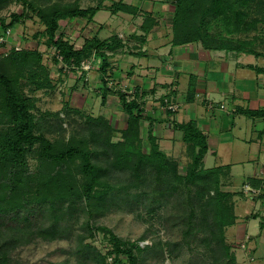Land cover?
I'll return each mask as SVG.
<instances>
[{"label":"trees","instance_id":"16d2710c","mask_svg":"<svg viewBox=\"0 0 264 264\" xmlns=\"http://www.w3.org/2000/svg\"><path fill=\"white\" fill-rule=\"evenodd\" d=\"M9 0H0V8ZM22 5L21 11H13L9 13V19L0 15V30L3 35L7 29L14 27L16 23L22 22L26 18L36 16L44 25V29L36 36H45V44L48 49L53 50V60L55 63L61 62L59 71L64 68L75 71V68H81L84 58H88L91 54L99 58V88L102 92V101H105L106 93L115 91L118 94L119 104L128 114L126 126L121 128L122 134L126 138L125 141L114 142L105 138V142L112 146L113 160L112 165L124 168L130 166L136 180L140 181L141 170L146 159L151 160V169L154 171V181L150 191L156 193L154 199L157 203L150 208L159 206L162 197L178 194L176 197L177 212L166 216L165 220L171 221L172 224L182 225V233L184 237L192 234L203 233L207 228L210 233L208 236L202 237L204 243L211 240L217 241L220 247H227L223 242V228L234 222L235 215L229 210L225 202L228 197H232L233 193L227 190H220V179L218 169L204 168L202 166V158L206 150L203 136L198 132L193 124L183 125L182 140L190 148L191 161L184 174L178 172L176 163L162 151L155 141V137L151 132L147 133V141L150 146L148 152L142 149L139 137L140 120L142 118L141 108L137 100L128 97V93L122 90H114L107 84V76L109 75L110 63L108 61L109 54L107 51H113L122 46V41L117 39L115 35L108 38L100 39L96 35L84 39L80 48L64 38L63 31H59L60 21L66 18H73L75 15L83 16L85 11L80 7V0H14ZM173 3V13L171 16V28L173 32V42L186 43L191 41H200L204 46L209 48H221L233 50L236 52L245 51L255 55H264L251 46V40L239 37L240 33H246L257 28L258 23H264V0H170ZM125 3L121 0H110L109 4H104L102 0L95 3L89 9L88 21L92 20V16L98 10L108 9L111 13L118 10H124ZM141 25L149 27L155 21L153 17H148ZM149 21V22H147ZM219 27L214 30L213 27ZM214 30V33L211 32ZM225 33V34H224ZM4 42H0V48ZM8 54L12 62L20 64L19 73L10 76L0 69V117L5 121L0 129V203L3 202L4 207H0L3 211H14L19 213L20 209L26 204L41 205L45 201L48 204L47 210L51 213L52 221L44 226L42 232L51 238L62 237L65 234V228L59 224L62 219L53 209L57 208L55 202L58 200L53 197L47 190L51 177L55 188L60 187V179H56L60 170L56 169L52 176L47 175L44 179L42 172L36 176L39 189L38 194L30 197L25 196L24 179H28L26 167V154L31 147L38 142V156L41 161H52L58 166L65 160H71L78 156L81 160V169L86 179L82 182L81 195L87 202V209L91 215V193L96 185L102 182L99 176L106 170L91 160V153L95 151L88 148H82L70 143L55 148V143L51 141L41 131L36 132V114L33 111L36 107V97L34 95H26L18 88V80L26 79L32 84L33 89H49L54 84L48 77V70L42 61V54L37 49L16 48L11 46L6 52L0 55ZM28 74H25L26 71ZM258 71H264V67H257ZM86 70L81 68V74ZM80 74V75H81ZM106 129H112L111 125L104 121ZM93 142L98 138L92 136ZM135 140V142L133 141ZM134 144V146H133ZM119 145L121 148H118ZM93 154V153H92ZM136 156V159H134ZM58 174V175H57ZM54 178V179H53ZM172 178V179H171ZM66 183V184H65ZM68 180L64 181V185H71ZM165 185V187L163 186ZM111 187V185H106ZM70 187V186H69ZM213 189V194H209V190ZM208 191V192H207ZM167 192V194H166ZM207 192L208 196L205 197ZM147 193V192H146ZM148 194V193H147ZM166 194V195H165ZM203 197L205 202L202 201ZM21 198V201H20ZM70 201L71 206L72 202ZM103 210L107 209L105 201L100 199ZM207 205V206H206ZM66 207V208H67ZM200 208V217H196V209ZM208 207V208H207ZM58 208H64L59 206ZM57 208V209H58ZM69 210V209H68ZM214 210V211H213ZM212 217L210 218V212ZM63 216V212L60 213ZM64 218V217H63ZM211 219V221H210ZM174 226V225H172ZM89 231L87 236H92V228L102 230L104 234H108L110 247L105 253L94 249L89 243H85V235L78 236L77 251L81 255L87 256L91 254V258L84 260V264L95 262V264H106V255L113 256L114 264H123L122 256L126 257L128 264H137L135 251L151 250L150 247H161V242L156 241L151 245L140 246L138 240H125L113 233V231L105 225L92 226L86 223ZM26 229L28 231H26ZM22 231V232H21ZM25 233L19 228V231L12 226L6 225V229L0 242V254L4 258L5 253L11 246L20 242L21 237L27 235L32 236L33 230L25 228ZM15 232H21L16 234ZM9 233H13L8 235ZM206 234V232L204 233ZM6 235V237H3ZM26 238V237H24ZM28 240V239H26ZM185 242L188 244V240ZM174 244V243H173ZM5 247V248H4ZM228 250V247H227ZM233 262V261H232ZM200 264H207L205 260Z\"/></svg>","mask_w":264,"mask_h":264},{"label":"rangeland","instance_id":"374dc122","mask_svg":"<svg viewBox=\"0 0 264 264\" xmlns=\"http://www.w3.org/2000/svg\"><path fill=\"white\" fill-rule=\"evenodd\" d=\"M98 1L100 0H80V7L85 11V14L60 21L58 32L63 31L64 38L68 39L76 48H80L84 42V35H93V29L96 27L87 32L83 29L91 25L89 24L91 21H88L89 9ZM102 2L109 4L110 0H102ZM21 8L20 3L9 0L4 3V6H1L0 15L5 16L8 20L10 12H20ZM108 11L110 12V10ZM108 11L98 10L95 18L99 21L108 20ZM43 29L44 25L36 16L26 18L9 29L5 38L6 42L0 48L1 52H7L11 46L19 49L30 48L37 49L42 54V61L46 65L48 77L54 87L34 90L32 84L26 79L19 77L18 80V88L24 94L36 97V107L33 110L36 114L35 131L43 132L55 143V148L61 146V143L64 145L70 143L94 150L95 153H91L90 160L106 171L99 176L102 183L96 185L91 193L92 212L90 215L87 202L81 195L82 182L86 176L82 172L80 158L76 156L71 160H65L59 166L52 161H41L38 156L39 143L36 142L26 154L28 179H24L25 196L33 197L38 194L39 186L36 176L39 172H42L46 179L47 175L52 176L55 169L56 173L59 169L60 173L57 174L56 179H60V187L55 188L56 181H52L51 177L47 190L50 191L52 198L55 197L58 200L57 203L55 202V206L57 208L60 205L64 207L63 209L54 208L53 211L56 210L55 212L62 218L59 220V224L65 228V234L62 237L51 238L42 232L44 226H47L53 218L47 210L49 208L46 201L41 205L26 204L17 214L14 211L4 212L3 209H0V235L4 233L6 225H10L18 231L20 228L24 233L27 227L33 230L32 236L21 237L20 242L11 246L4 258L2 253L0 254V264H84V260L91 258L92 253L87 256L78 253V236L85 235L84 242L89 243L101 253H105L110 247L109 236L102 230L92 228V236H87L89 231L86 223L93 227L105 225L122 239L138 240L140 246L151 245L156 241L161 242V247H150L151 250L146 251L136 250L137 264H200L203 260L207 264H252V260L259 261L263 249H258L255 254L250 253L252 250L250 247H245L244 242L236 241L234 229L227 232L230 225L223 228V242L227 245L228 250L227 247H220V244L214 240L208 244L203 242L202 237L210 234L207 228H204L206 234L200 232L184 237L182 225H175L171 221L165 220L168 213L177 212L174 204L178 199L176 197L178 194L169 196L166 192L168 196L162 197L160 205L153 209L150 208L157 204L154 200L157 197L154 195L156 193L152 194L151 192L150 194V191L153 190L151 185H153L155 175L151 169V160H145L140 181L136 180L130 166L119 168L112 165L113 148L104 140L108 137L114 142L125 141L126 138L122 134L121 127L126 126V121L122 124L119 123L116 102L105 103L102 101L100 88L94 86V82H100L99 58L94 61L91 58L82 60L83 62L90 60L93 63L91 67L86 64L87 67L89 66L85 71L88 72L87 74L85 72L81 74V68H75V71L64 68L63 71H59L62 64L54 62L53 50L47 48L45 36L35 35ZM213 29L218 30L219 27L216 25ZM214 30L211 32L214 33ZM1 32L2 30H0ZM239 37L251 40V46L264 54V23H258L257 28L249 32L240 33ZM8 57V54L0 55V69L14 77L19 73L20 64L19 62L13 63ZM28 71L25 74H28ZM110 77V75L106 77L109 85L112 81ZM93 78L95 79L93 80ZM109 93L118 97L115 91ZM118 99L116 100L119 101ZM4 121L5 119L0 117V122ZM104 121H107L113 128L106 129L103 125ZM145 126L146 124L140 120V144L142 149L148 152L150 146ZM1 127H3L2 124H0V129ZM92 136L98 138V141L93 142ZM133 141L135 142V140ZM118 148L121 146L119 145ZM162 149L171 160L175 161L178 172L184 174L191 161L188 145L184 144L170 150L168 145H162ZM65 180L71 182V185H64ZM106 185H111V187ZM163 186L165 187V185ZM224 188L226 189L221 182L219 189L224 191ZM207 192L205 197L208 196ZM209 194H213V189L209 190ZM2 196L1 194L0 197ZM100 199L105 201L107 209L103 210L104 205L101 206ZM69 200L72 204L68 208ZM202 201L205 202L204 197ZM233 201L232 197H228L225 202L229 210L232 209L231 211L234 213ZM4 204L1 202L0 207L3 208ZM213 211L210 212V218L213 216ZM62 212L63 216L60 214ZM196 214L195 219L200 217V208L198 207ZM26 231L28 230L26 229ZM21 232L15 233L21 234ZM11 234L13 233H9L7 236ZM186 239L188 244L185 242ZM1 240L2 236H0V242ZM122 261L123 264H128L125 256H122ZM91 264H95V262L91 261Z\"/></svg>","mask_w":264,"mask_h":264},{"label":"crops","instance_id":"0c3cea01","mask_svg":"<svg viewBox=\"0 0 264 264\" xmlns=\"http://www.w3.org/2000/svg\"><path fill=\"white\" fill-rule=\"evenodd\" d=\"M121 1L124 10L103 9L109 12L106 21L97 20L96 11L83 29L96 27L98 38L115 35L122 41L107 51L111 88L137 100L147 133L160 149L186 144L182 127L194 125L206 145L202 166L217 167L224 190L233 193L236 218L227 232L234 229V238L250 253L263 249L252 264H264V71L257 70L264 67V55L209 48L200 41L175 43L170 0ZM148 17L155 21L144 29ZM88 58L98 60L94 54ZM117 98L107 92L104 102H116L122 124L128 114Z\"/></svg>","mask_w":264,"mask_h":264},{"label":"built area","instance_id":"2783aa9c","mask_svg":"<svg viewBox=\"0 0 264 264\" xmlns=\"http://www.w3.org/2000/svg\"><path fill=\"white\" fill-rule=\"evenodd\" d=\"M9 33V29H7L5 31V33L3 35H0V42H6L5 38H6V35ZM86 64H89L88 62H82L81 63V68L84 69V70H87V65ZM171 108H173V106H170ZM105 263L106 264H114L113 262V256L111 255H106L105 257Z\"/></svg>","mask_w":264,"mask_h":264}]
</instances>
